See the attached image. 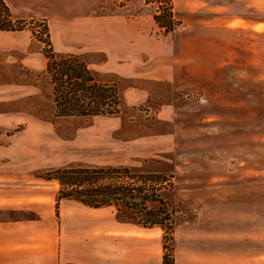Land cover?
<instances>
[{"label":"rangeland","instance_id":"rangeland-1","mask_svg":"<svg viewBox=\"0 0 264 264\" xmlns=\"http://www.w3.org/2000/svg\"><path fill=\"white\" fill-rule=\"evenodd\" d=\"M4 1L22 29L0 30V178L59 191L46 176L68 167L171 175L175 264H264V0H173L169 34L143 0ZM36 24L116 85L117 113L56 114ZM63 199L57 213L93 261L163 264L161 229ZM19 205L0 218L34 217Z\"/></svg>","mask_w":264,"mask_h":264},{"label":"trees","instance_id":"trees-1","mask_svg":"<svg viewBox=\"0 0 264 264\" xmlns=\"http://www.w3.org/2000/svg\"><path fill=\"white\" fill-rule=\"evenodd\" d=\"M143 1L153 6V18L165 34L180 25L174 14L173 0ZM21 23L12 20L8 5L0 0V30H21ZM35 31L37 39L45 44V72L53 85L58 116L90 118L119 111L121 102L115 84L100 82L79 55L57 54L46 24H36ZM43 35L46 36L44 41ZM46 177L57 180L60 185L57 205L61 199L70 198L91 208L112 207L122 222L145 229H161L165 241L163 264H175L177 212L164 197L165 191L175 188L173 176L143 174L128 167L76 166L55 170ZM167 241L171 242L170 246Z\"/></svg>","mask_w":264,"mask_h":264},{"label":"crops","instance_id":"crops-1","mask_svg":"<svg viewBox=\"0 0 264 264\" xmlns=\"http://www.w3.org/2000/svg\"><path fill=\"white\" fill-rule=\"evenodd\" d=\"M15 184L0 178V210L17 209L23 201L34 217L0 218V264H100L85 248H76L62 213H57L56 185L21 188ZM81 240L84 245L86 239Z\"/></svg>","mask_w":264,"mask_h":264}]
</instances>
